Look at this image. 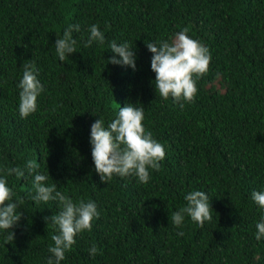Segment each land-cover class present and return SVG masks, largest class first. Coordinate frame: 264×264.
Segmentation results:
<instances>
[{
	"label": "trees",
	"instance_id": "trees-1",
	"mask_svg": "<svg viewBox=\"0 0 264 264\" xmlns=\"http://www.w3.org/2000/svg\"><path fill=\"white\" fill-rule=\"evenodd\" d=\"M70 24L80 25L77 52L61 61L54 46ZM92 25L105 41L85 47ZM184 28L212 59L194 102L181 108L157 92L146 43H171ZM113 41L134 48L135 70L109 63ZM32 62L45 88L37 111L22 118L18 84ZM127 103L144 108V127L166 156L146 184L115 174L103 183L91 126L101 117L107 127ZM29 160L47 185L94 201L100 213L60 264H264V236L255 238L264 208L251 198L264 191V0H0V176L24 201L15 239L0 229V264L52 257L57 229L45 217L61 206L32 199L34 174L6 173ZM195 190L209 194L212 220L171 224Z\"/></svg>",
	"mask_w": 264,
	"mask_h": 264
},
{
	"label": "clouds",
	"instance_id": "clouds-1",
	"mask_svg": "<svg viewBox=\"0 0 264 264\" xmlns=\"http://www.w3.org/2000/svg\"><path fill=\"white\" fill-rule=\"evenodd\" d=\"M73 30L79 32L80 25L70 24L62 37L57 35L54 47L61 61L65 60L66 55L77 52V40L73 38ZM89 31L90 37L85 47L91 46L93 41L104 43L105 35L99 25H92ZM188 31V28H184L176 33L171 43L168 40L146 43L153 54L151 69L156 74L154 84L157 92L164 99L171 96L180 103L181 108L184 106L181 101L194 102L198 92L197 79L208 72L212 59L209 49L198 40L190 38ZM110 50L116 56L111 57L109 63L136 69V53L128 43L117 44L113 41ZM22 68L23 76L18 84L19 114L22 118H27L37 111L38 97L45 86L38 78L39 71L34 62L24 63ZM135 105L127 103L120 107L117 117L107 127L101 117L91 126L92 157L95 170L103 183H107L115 174L120 177L134 175L140 183L146 184L150 179L149 169L159 171L160 161L166 156L164 145L153 138L151 130L144 127V108ZM39 167L36 161L29 160L25 169L8 168L6 173L7 176L15 174L17 178L25 177L26 172L29 175L34 174L32 184L36 194L32 199L37 203L58 201L61 206L58 214L45 217L48 225L51 222L57 229V234L51 236L54 246L50 245L48 249L54 259L50 257L47 264H60L65 259V253L71 251L76 244L75 237L85 230L91 231L93 221L99 218L100 213L94 201L80 199L74 202L71 197L57 190V184L47 185L48 176L36 173ZM14 195L6 176H0V229L11 230L6 237L8 241L15 239L12 229L19 224L24 214L17 211L24 201H14ZM251 198L264 208V191H253ZM185 200L186 206L170 214L171 224L181 226L186 215L201 227L205 221L212 220L213 208L208 193L195 190L188 193ZM256 228L258 231L255 238L260 240L264 236V217L257 223ZM89 251L95 256L99 249L93 246Z\"/></svg>",
	"mask_w": 264,
	"mask_h": 264
}]
</instances>
